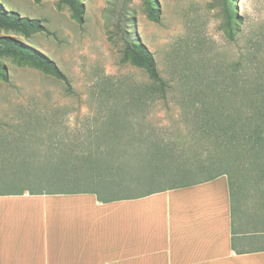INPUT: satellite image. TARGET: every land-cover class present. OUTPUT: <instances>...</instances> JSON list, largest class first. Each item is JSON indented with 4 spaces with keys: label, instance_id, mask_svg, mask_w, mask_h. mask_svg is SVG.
I'll list each match as a JSON object with an SVG mask.
<instances>
[{
    "label": "rangeland",
    "instance_id": "rangeland-1",
    "mask_svg": "<svg viewBox=\"0 0 264 264\" xmlns=\"http://www.w3.org/2000/svg\"><path fill=\"white\" fill-rule=\"evenodd\" d=\"M58 1L0 0L4 9L40 19L46 27L28 38L0 28V37H13L46 54L71 85L68 90L38 69L0 58L8 76L7 82L0 80V192L95 185L105 197L134 196L202 180L209 176L204 168L225 169L226 163H234L230 157L213 158L189 134L180 110V85L194 80L234 87L235 106L242 105L243 89L249 86L259 100L264 98V0H233L238 17L233 40L220 28L222 0H154L158 23L147 18L142 0L127 4L132 36L151 51L171 88L165 101H148L129 110L127 129L109 128L110 119L123 115L110 109L123 89L143 87L148 78L143 70L121 63L120 41L111 44L107 39L111 0H84L81 25ZM115 2L119 7L123 0ZM114 130L124 135L122 143L114 144L104 135L98 146L92 144L98 135ZM146 137L172 146L170 162L149 156L153 149ZM105 146L116 149L111 163L118 168L90 171L79 163L77 155L89 149L105 151ZM96 162L90 161V168L99 167L101 161ZM249 162L244 158L240 170L233 171L241 187L238 221L244 231L264 237V161L262 166ZM90 175L100 181L93 184ZM259 244L264 247V240Z\"/></svg>",
    "mask_w": 264,
    "mask_h": 264
},
{
    "label": "crops",
    "instance_id": "crops-1",
    "mask_svg": "<svg viewBox=\"0 0 264 264\" xmlns=\"http://www.w3.org/2000/svg\"><path fill=\"white\" fill-rule=\"evenodd\" d=\"M33 192H0V264H264L225 175L107 202Z\"/></svg>",
    "mask_w": 264,
    "mask_h": 264
},
{
    "label": "trees",
    "instance_id": "trees-1",
    "mask_svg": "<svg viewBox=\"0 0 264 264\" xmlns=\"http://www.w3.org/2000/svg\"><path fill=\"white\" fill-rule=\"evenodd\" d=\"M40 1L41 0H34L35 3H40ZM83 1L84 0H59L58 5L59 7L65 6L70 12V17L81 25L84 21L85 12ZM142 1L145 6L147 18L152 22L158 23L160 21V13L155 7L154 0ZM131 2L132 0H123L122 5L118 7L115 5V0L110 1L109 11L113 15L109 16L107 18L108 21H106L108 32L107 39L111 44H114L115 41H120V62L129 63L143 70L148 78V83L143 87L133 86L127 88L128 90L126 88L123 89L124 91L119 95L115 102L116 104L110 109L111 112L121 113L123 115L119 118L110 119L107 124L110 126L109 128H126L129 121L126 115L129 114V110H132L134 106L136 108L140 104H147L146 102L148 101H165L171 89L170 85L161 77L151 51L131 34L130 23L132 18L129 17L130 10L126 8L127 4ZM222 4V21L220 28L229 40H233L238 20L233 0H222ZM114 18L115 21H113ZM112 26H114L113 31L112 29L110 30ZM0 28L19 33L25 38L30 37L32 34L46 31V27L40 19L21 16L15 11L4 9L1 4ZM2 57L12 58L18 65H25L38 69L42 73L62 81L66 88L71 90L68 78L52 59L38 49L26 45L13 37H0V58ZM0 80L3 82L8 81V76L2 65H0ZM180 87V110L188 123L189 134L206 147L213 158L219 160L224 157H230L234 160L233 164L226 163L225 169H222L219 165H216V167L204 168L209 176L205 179L198 180H211L220 175H225L227 177L231 198V210L234 220L240 212L239 199L241 196V187L238 186L237 177L233 174L234 169L240 170L241 165H243V159L246 157L253 166H262L260 161H264V98H260L259 100L258 97L255 96L256 89L249 86L247 89H243V98H245V100L242 105L235 106V104L232 103L235 95L233 91L234 87L232 88L225 84H218L210 81L196 83L194 80L190 83H183ZM242 111L247 113L246 116L237 115L240 112L242 113ZM108 133L109 131L98 135V138L96 137L97 139H95L92 144L98 146L99 142L97 140L104 135L113 138L112 141L115 142L114 144L122 143L119 139L123 134L119 135L117 130ZM111 135H114V137H111ZM148 136L150 137L151 134H148ZM146 139L149 140L147 145L153 149V151L150 152L151 155L148 154L149 156H155L158 159H164L170 162L168 155L173 151L171 148L172 146H167L164 143L160 144L154 139L150 140L148 137H146ZM110 147L105 146L103 149L105 151L86 150V153L84 152L81 155H77V159L80 164L87 166L90 171L96 170L97 168L98 170L111 169L112 167L118 168L115 162L111 163L115 160L113 151L116 149ZM90 161H101L98 163L100 166H93L90 168ZM104 163L106 165H111L105 167ZM68 166L67 162V167ZM90 179H92L91 181L93 184H95L97 180L100 181V179H96L95 176L92 175H90ZM198 181L181 182L173 184L166 189H172ZM94 186L95 185L74 188L73 190L67 189L58 191L66 193H94L99 200L104 202L131 197H105L101 195ZM33 191V189L29 190L31 194H34Z\"/></svg>",
    "mask_w": 264,
    "mask_h": 264
}]
</instances>
